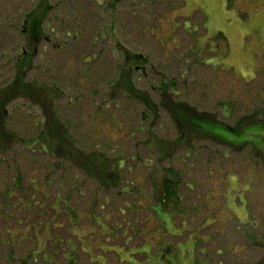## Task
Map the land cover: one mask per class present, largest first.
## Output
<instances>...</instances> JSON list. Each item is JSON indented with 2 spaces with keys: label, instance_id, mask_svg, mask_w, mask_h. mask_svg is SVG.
Returning <instances> with one entry per match:
<instances>
[{
  "label": "trees",
  "instance_id": "obj_1",
  "mask_svg": "<svg viewBox=\"0 0 264 264\" xmlns=\"http://www.w3.org/2000/svg\"><path fill=\"white\" fill-rule=\"evenodd\" d=\"M126 4L135 5L136 2L98 0L107 25L106 28L102 26L104 28L99 29L95 40L100 45V48L97 47L99 50L110 46L114 68L106 87L95 89L92 97V103L99 106V110L104 107L112 111L109 125L112 129L109 133L96 134L100 143L95 145L78 140L72 121L66 119L60 111L64 101L72 104L76 100V103H80L83 93L72 97L71 94L67 95L65 85L44 83L34 77L35 70L41 68L38 60L45 49L43 47L50 46L53 40V49L59 50L77 40V36H72L70 31L55 33L54 11L58 8L55 0H35L28 10L15 17L14 23L7 24L16 31L17 42L9 51L0 53V166H3L0 168V264H72L67 260L58 262L57 256L54 258L57 263L53 259L42 261L40 254H33L35 246H30L29 240L21 246L14 243L9 232L12 222L21 221L24 235L30 238L33 231H26L25 226L36 224H25L22 221L19 214L24 209L32 212L33 207L37 208L34 214L41 221L48 205L53 215L47 222L55 221L58 226L57 219L65 216L62 204L66 201L82 210V222L85 223L91 213L95 214L98 206L118 202L106 198L110 191L123 198L118 206L126 209L124 204H120L134 202L137 198L133 199L129 194L138 195L139 190H143L142 202L148 200L157 204L165 200L170 203L172 212L188 210L190 217L203 201L200 193L208 190L217 178L224 181L225 189L227 184H239L240 178L245 177L250 179L247 187L253 192L257 184L255 182L262 180L264 185V140L258 144L246 142L236 145L213 132L223 129L224 133L240 135L253 127L264 129V106H248L250 109L247 113L235 117L236 104L230 101L231 97L229 101L216 103L215 108H219L218 110L214 107L205 109L197 102L194 103L189 95L190 83L194 81L189 74L190 61L193 67H211L212 85H207V88H220L223 85V79L214 74L212 64H205L210 56L205 60L196 54L199 46L196 42L197 35L171 23L167 25L169 32L162 35V21L170 12L166 5L153 12L152 20L146 19L144 11L140 21L134 25V28L142 32L143 37L133 44L126 26L120 22V15L127 7ZM6 23L7 21L1 20V24ZM219 37L224 39L222 35ZM145 40L148 43L146 46ZM96 61L97 56L93 58L89 55L83 60V65L92 66ZM245 92L249 96V105H254L252 92ZM130 107L137 119L133 125L126 121ZM17 117L20 122H27L29 128H18L21 127L19 123H14ZM197 149L204 150L219 160L218 166L210 163L204 166L206 171L202 174L208 181L207 185L190 180L189 173L192 174L193 165L189 171L177 170L171 166L173 158L180 155L184 156L183 161L190 158L198 160L200 154ZM231 156L242 161L244 169L241 170V177L222 167L223 161ZM27 158L42 160L44 168L40 166L34 172L35 177L30 172L23 171L20 161ZM146 164L150 167H145ZM138 169L145 175L144 182L135 174ZM80 176L83 177L82 180ZM87 187L96 193L102 192L105 199L98 205L90 197L77 200L78 196L86 195ZM117 197L115 199L118 200ZM202 208L201 219L204 223H209V231L213 234L208 240L207 245H210L222 234L225 223L223 219L210 218L216 215L217 210H210L205 206ZM205 211L208 217L204 216ZM241 212L246 219L243 220V217L240 222L234 216L237 221L233 217L229 220V225L234 222L239 223L237 226L243 225L242 228L235 227L251 243L248 242L247 246L252 245L264 251V234L256 235L252 231L259 228L255 208L243 209ZM65 223L66 220L59 225L64 226ZM56 233L59 237L58 248H53L55 241L44 235L43 231L39 247H35L37 252L39 248H47L51 254L56 251V255L57 252L61 255V244L65 242L67 245V240L62 239L64 231ZM45 238H48V244L42 243ZM1 247H7L6 253L1 251L4 250ZM208 250L207 248V252ZM224 250L218 247L215 251L224 256ZM1 254L4 255L1 257ZM208 256L209 263L215 260L209 253ZM217 264L224 263L222 261ZM251 264H264V256L257 263Z\"/></svg>",
  "mask_w": 264,
  "mask_h": 264
},
{
  "label": "rangeland",
  "instance_id": "obj_2",
  "mask_svg": "<svg viewBox=\"0 0 264 264\" xmlns=\"http://www.w3.org/2000/svg\"><path fill=\"white\" fill-rule=\"evenodd\" d=\"M34 1L0 0V53L9 51L17 42L16 31L9 28L7 24L14 23L15 17L28 10ZM130 1L136 2V4H126L127 7L120 15V22L126 26L131 43H137L143 37L142 32L134 28V25L140 21L144 11L147 14L146 19L152 20L153 12L159 8H165L163 6L166 5L170 12L162 21L164 23L161 26L162 35L169 32L167 25L170 23L182 26L197 35L196 42L199 46L196 54L205 60L207 56H210L205 64H212L214 74L223 79V85L220 88H207V85H212L211 67H193L190 61L188 64L191 70L189 74L194 81L190 83L189 95L191 100L195 101L194 103L197 102L205 109H212L216 107V103L222 100L229 101L231 97L230 101L236 104L235 117L247 113L249 107L264 106V0ZM164 1L166 2L164 3ZM167 1L169 2L167 3ZM56 5L58 8L54 11L55 33L62 34L65 31H70L72 36H77V40L59 50L53 49L55 44L53 40L50 46L43 47L42 49H45L38 60L41 68L35 70L34 77L44 83L65 85L68 90L67 95L71 94L72 97H75V94L80 96L79 93H83L84 97L80 103H76V100L72 104L64 101L60 111L66 119L72 121L78 140L95 145L100 143L96 134L109 133L112 129L109 126L112 111L104 107L99 110V106L92 103L95 89L106 87L114 68L110 46L99 50L97 47L100 45L95 40L99 29L106 28L107 21L103 18V9L98 5V0H55ZM1 20L7 21V23L1 24ZM17 31L19 34V30ZM220 35L224 39H221ZM147 44L145 40V46ZM89 55H92L93 58L97 56V61L92 66L83 65V60ZM245 91L252 92L254 105H249V96ZM218 109L215 108V110ZM18 118L14 121L15 125L19 123L21 127L18 128L28 129L27 122H20ZM126 121L132 125L137 122L132 107L128 109ZM213 132L236 145L246 142L258 144L264 140V129L260 127L250 128L240 135L224 133L223 129ZM171 136L174 137L173 133ZM101 148L108 152L104 147L101 146ZM197 151L200 154L198 160L190 158L183 161L184 156L180 155L173 158L171 166L177 170L189 171L192 168L190 166L193 165L192 174L188 172L191 176L190 180L207 185L208 181L202 174L203 171H206L204 166L208 163L218 166L219 160L204 150L197 149ZM241 162L240 159L231 156L223 161L224 166L222 167L241 177V170L244 169ZM20 163L23 171L30 172L33 177H35L34 172L40 166L44 168L41 159L27 158L21 160ZM2 167L0 166V168ZM145 167H150V165L146 164ZM1 174L4 176V172ZM135 174L143 182L146 180L142 170L138 169ZM184 174L188 175L187 172ZM126 178L127 175H125ZM80 179L82 180L83 177L80 176ZM219 179L217 178L208 190L200 193L203 201L193 211L195 214L190 217H188L190 212L188 210L172 212L170 203L165 200H162L163 203L158 202V205L148 200L142 202L143 190H139L140 194L138 195L129 194L137 200L120 204H124L125 209L118 206L123 198L117 197L113 191H110L106 198L112 202H118L106 203L98 206V209L95 206L94 210L97 209V211L95 214L91 213L85 223L82 222V210L65 201L62 204L65 216L57 219L58 226L55 225V221L47 222L53 215V211L47 205L45 217H41V221L34 214L37 209L35 207L32 208V212H27L24 209L19 214L25 224L36 223L30 227L25 226L26 231L30 232V229L33 231L31 238L24 235L22 231L24 226L19 220L11 223L9 232L14 238V243L18 246L29 240L30 246L36 247L37 245L39 247L41 232L44 231V235L52 237L55 241L52 246L56 249L59 242L56 232L64 231L62 239L67 240V245L65 242L61 244V250H63L61 255L59 252L56 255V251L51 254L47 248L44 250L39 248L37 252L33 247V254H40L42 261L53 259L54 262V258L57 256L58 262L70 261L72 264H81V262L82 264H208L209 253L215 259L209 264H217L222 261L224 264L257 263L263 258L264 251L252 245L247 246L248 239L236 231L237 227L242 228L243 225L237 226L239 223L236 222L229 225V220L231 221L235 216L241 222L244 217L241 210L255 208L254 213L259 228L252 231L256 235L264 234V185L262 180L255 182L257 184H255L253 192L251 188L247 187L250 184V179L247 177L240 178L239 184H233L234 182L233 185L227 184L226 189L223 187L224 181ZM85 191L84 197L78 196L76 199L90 197L96 200L97 205L105 199L102 192L96 193L89 187ZM202 206L210 210H217L216 215L210 218L223 219V223H225L226 230L224 229L222 234L217 236L210 245H207L208 240L213 237V234L209 231V223H204V220L201 219ZM205 213L207 212H204V216L208 217ZM6 217L8 219L7 215ZM237 218L234 221H237ZM30 219L31 221H29ZM245 219L246 217L243 220ZM65 220L64 226L59 225ZM233 226L234 228H230ZM47 241L48 238H45L42 243L48 244ZM249 244L251 243L249 242ZM218 247L225 249L224 256H220V252L215 251ZM1 248H4L1 251L6 253L5 248L7 247ZM207 248L209 252H207ZM3 255L1 254V257Z\"/></svg>",
  "mask_w": 264,
  "mask_h": 264
}]
</instances>
